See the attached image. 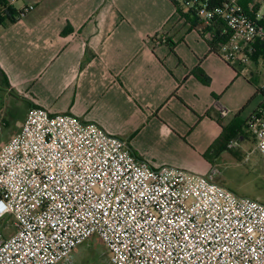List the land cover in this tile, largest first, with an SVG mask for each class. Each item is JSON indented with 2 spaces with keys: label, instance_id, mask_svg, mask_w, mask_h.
Masks as SVG:
<instances>
[{
  "label": "built area",
  "instance_id": "2783aa9c",
  "mask_svg": "<svg viewBox=\"0 0 264 264\" xmlns=\"http://www.w3.org/2000/svg\"><path fill=\"white\" fill-rule=\"evenodd\" d=\"M170 1L217 27L229 63L248 65L263 47L264 0ZM250 122L264 157V108ZM93 236L109 264H264V203L205 175L154 167L98 124L32 106L0 144V264H74Z\"/></svg>",
  "mask_w": 264,
  "mask_h": 264
},
{
  "label": "crops",
  "instance_id": "0c3cea01",
  "mask_svg": "<svg viewBox=\"0 0 264 264\" xmlns=\"http://www.w3.org/2000/svg\"><path fill=\"white\" fill-rule=\"evenodd\" d=\"M5 2L16 20L0 24V94L25 111L14 134L38 106L98 124L154 167L210 176L208 152L238 155L245 141L256 150L263 56L225 61L208 46L214 31L203 34L205 24L170 0ZM225 132H236L235 149L219 143Z\"/></svg>",
  "mask_w": 264,
  "mask_h": 264
},
{
  "label": "rangeland",
  "instance_id": "374dc122",
  "mask_svg": "<svg viewBox=\"0 0 264 264\" xmlns=\"http://www.w3.org/2000/svg\"><path fill=\"white\" fill-rule=\"evenodd\" d=\"M256 73L260 84H263L264 64H261ZM2 84L0 75V89ZM262 98L260 95V99ZM18 108L10 109L9 102L0 94V144L7 142L16 132V121L19 124L22 122L25 111H21V106ZM207 160L214 166L213 173L207 177H213L238 196L264 199V173L259 174L256 170L263 165L264 158L254 150L252 141H245L238 155L227 152L219 158L211 155ZM74 255L76 264H109L106 247L98 236L83 243Z\"/></svg>",
  "mask_w": 264,
  "mask_h": 264
},
{
  "label": "trees",
  "instance_id": "16d2710c",
  "mask_svg": "<svg viewBox=\"0 0 264 264\" xmlns=\"http://www.w3.org/2000/svg\"><path fill=\"white\" fill-rule=\"evenodd\" d=\"M6 5H7V3L5 2V0H0V24H2L3 22H15V20H16L15 19L16 13H15L14 9L11 7H6ZM178 15L184 16V14L180 11L178 12ZM186 17H188V16H186ZM195 23H197V22H195ZM209 31L210 32L214 31V34L209 35V37H207V35H206L208 46L210 47L211 51L218 53V49L220 47V44L225 41V38L220 37V31L217 29L216 26L210 27V26L205 25V29L203 30L202 33L207 34ZM257 50L259 52L256 53L253 58L256 59L259 56H263V58H264V44H263V47L259 46V48ZM1 73H2V71H1ZM2 76L6 80V77L3 73H2ZM261 95L263 97L262 98L263 104H262L261 108H264V92L261 93ZM236 132H234V133L225 132L224 135L220 138L219 143L224 144V147L227 149L230 140H232L236 136L235 135ZM219 153H220L219 150L213 151V155H216ZM211 154H212V152H208L206 154V157L209 158L211 156Z\"/></svg>",
  "mask_w": 264,
  "mask_h": 264
}]
</instances>
